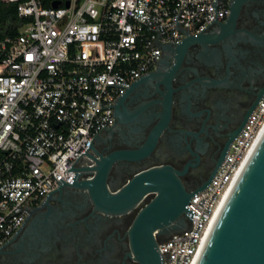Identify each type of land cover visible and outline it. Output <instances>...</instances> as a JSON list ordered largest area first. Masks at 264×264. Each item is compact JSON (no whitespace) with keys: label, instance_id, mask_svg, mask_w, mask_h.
<instances>
[{"label":"built area","instance_id":"2783aa9c","mask_svg":"<svg viewBox=\"0 0 264 264\" xmlns=\"http://www.w3.org/2000/svg\"><path fill=\"white\" fill-rule=\"evenodd\" d=\"M232 1L62 0L54 8L0 0L16 3L25 21L16 37L0 40V249L32 209L74 182L79 160L114 126L116 101L157 69L162 45L225 22ZM263 132L264 97L210 185L191 199L189 229L159 244L163 264L198 263Z\"/></svg>","mask_w":264,"mask_h":264},{"label":"water","instance_id":"95a60500","mask_svg":"<svg viewBox=\"0 0 264 264\" xmlns=\"http://www.w3.org/2000/svg\"><path fill=\"white\" fill-rule=\"evenodd\" d=\"M258 1L233 0L225 22H215L197 35L186 32L180 44L162 45L164 54L157 69L135 81L113 106L116 121L106 130L110 134L119 133L129 148L104 155L93 146L74 168L77 173L74 182L61 184L39 207L32 209L26 222L0 253L12 244L18 254L37 257L52 250L65 231H69L71 237L79 233L82 224L104 222L110 217H122L138 210L130 230L134 255L141 264H163L159 244L164 241L159 240L160 236L169 233L170 239L189 229L191 199L210 185L230 145L264 97V87L257 94L243 125L226 145L216 170L199 188L188 189L181 179L192 164L186 165L183 171L171 165L152 166L137 172L121 187L112 184V170L123 163L129 165L151 159L167 133H177L178 138L195 135L171 128L175 94L181 89L174 84L183 63L194 57L193 48L200 47L195 57L209 66H221L223 51L229 59L225 79L201 77L196 69H189L197 75L195 82L204 90L241 88L245 82L255 83L264 72V21L260 20V27L254 30L239 29L238 22L245 8ZM60 5L59 1L52 4L54 8ZM66 6L69 7V2ZM260 14L264 16V11L255 14L258 20ZM241 42L250 45L254 52L243 50L237 57V50L231 57L230 52ZM221 43L223 51L216 47ZM253 54L259 58L247 66L241 62V58L252 60ZM231 67L239 70L237 82L229 78ZM191 97L183 95L180 99L185 114H191ZM172 146L179 147V144L173 142ZM220 215L197 264H264V135Z\"/></svg>","mask_w":264,"mask_h":264},{"label":"flooded vegetation","instance_id":"af4514ba","mask_svg":"<svg viewBox=\"0 0 264 264\" xmlns=\"http://www.w3.org/2000/svg\"><path fill=\"white\" fill-rule=\"evenodd\" d=\"M263 11L264 0L245 8L238 28H259V21H264V16L260 14L258 20L255 14ZM223 46V43L216 45L221 51ZM247 49L254 52L250 45L237 43L230 56L235 55L238 50L236 56L239 57L240 52ZM191 52L194 57L188 63H183L181 74L174 84L175 88L181 89L175 94L171 128L174 131H189L195 135L178 138L177 133H167L151 159L141 163L116 165L111 173V182L117 187H121L137 172L152 166L171 165L183 171L186 165L192 164L181 179L188 189L199 188L216 170L226 145L243 125L257 94L264 87L263 72L255 79V83L245 82L241 88L210 87L204 90L200 83L195 82L197 75L191 70L196 69L201 77L225 79L228 77L229 59L223 51L221 66H209L195 57L200 52L199 46ZM258 56L253 54L252 60L241 58V62L249 65ZM229 70V78L237 82L239 70L236 67ZM183 95L192 96L191 114H185L181 108L180 99ZM173 142L179 144V147H173ZM93 146L104 155L129 148L119 133L110 134L108 130L101 133L99 141L94 142ZM137 213L138 210L122 217H110L104 222H87L89 225L82 224L79 233L71 237L70 232L65 231L52 250L40 253L37 257L18 254L16 248L10 244L0 253V264H141L134 255L130 237ZM169 236V233H163L159 240L165 241Z\"/></svg>","mask_w":264,"mask_h":264},{"label":"trees","instance_id":"16d2710c","mask_svg":"<svg viewBox=\"0 0 264 264\" xmlns=\"http://www.w3.org/2000/svg\"><path fill=\"white\" fill-rule=\"evenodd\" d=\"M45 7H50L54 2L62 0H41ZM16 3L0 2V40L6 37H16L25 21L18 16Z\"/></svg>","mask_w":264,"mask_h":264},{"label":"bare ground","instance_id":"6f19581e","mask_svg":"<svg viewBox=\"0 0 264 264\" xmlns=\"http://www.w3.org/2000/svg\"><path fill=\"white\" fill-rule=\"evenodd\" d=\"M263 135H264V132H263V134L261 135V138L259 139V141H258V143L256 144V146L254 147V149H253V151H252V154H253L254 151L256 150V148H257L258 144L260 143V141H261ZM251 156H252V155H251ZM250 158H251V157H250ZM248 162H249V161H248ZM248 162L246 163L245 167L247 166ZM244 169H245V168H244ZM232 191H233V190H232ZM232 191H231V193H232ZM231 193H230V194L228 195V197L226 198V200H225V202H224V204H223V207L221 208L220 212L218 213V215H217V217H216V219H215V221H214V223H213V227L211 228V232H212L214 226L216 225V223L218 222V220H219V218H220V216H221L220 214L222 213V210L224 209L226 203L228 202V198H230ZM211 232H210V234H211ZM210 234H209V235H210Z\"/></svg>","mask_w":264,"mask_h":264}]
</instances>
